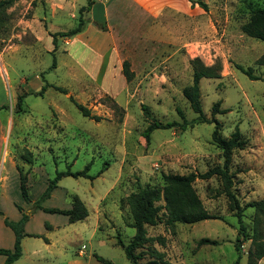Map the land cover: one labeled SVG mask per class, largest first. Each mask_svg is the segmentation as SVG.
Masks as SVG:
<instances>
[{"label": "rangeland", "instance_id": "1", "mask_svg": "<svg viewBox=\"0 0 264 264\" xmlns=\"http://www.w3.org/2000/svg\"><path fill=\"white\" fill-rule=\"evenodd\" d=\"M201 1L207 9L189 0L187 13L165 8L126 20L111 10L108 18L90 20L70 37L52 34L75 27L80 7L53 15L46 0H13L0 8V244H10L11 228L4 216L16 221L28 212L58 172L89 167L88 176H62L43 206L67 208L76 194L91 216L68 224L63 213L36 209L29 228L41 232L49 223L58 224L47 231L57 241L45 249L44 235L25 236V247L47 256L63 247L65 264H103L97 255L113 264H131L118 244L119 237L129 242L135 234L127 227L132 217L125 197L139 183L160 185L163 173L205 172L224 162L212 140L215 123H195L185 130L158 128L150 140L144 134L153 119L182 121L179 111L188 120L197 116L183 88L193 80L191 60L199 58L205 65H221L219 77L200 79L203 112L220 121L223 137L229 138L238 126L246 141L234 150L230 163L233 190L245 207L244 229L221 179L198 178L194 188L211 217L166 226L161 211L162 223L148 227L152 240L142 261L156 256V247L172 264H236L237 259V264H247L253 233L264 236V214L257 216L254 207H246L264 197V80L250 78L236 65L264 77V41L242 30L252 9L263 7L264 0ZM125 60L131 79L124 75ZM46 83L43 94H33ZM70 96L100 120L84 116ZM217 102L224 112L213 115ZM26 149L33 153L32 164L23 158ZM178 153L186 163L172 166L170 157ZM17 164L24 171L31 168L28 185L35 200L23 198ZM95 212L106 237L94 232ZM238 237L240 251L235 248ZM202 238L217 243H200ZM29 264L47 263L41 259ZM257 264H264V256Z\"/></svg>", "mask_w": 264, "mask_h": 264}, {"label": "trees", "instance_id": "2", "mask_svg": "<svg viewBox=\"0 0 264 264\" xmlns=\"http://www.w3.org/2000/svg\"><path fill=\"white\" fill-rule=\"evenodd\" d=\"M193 4L198 3L204 9H207V4L201 0L194 1L191 0ZM13 0H0V8L3 6L10 5ZM94 0H87V3L80 7L78 15V23L75 27L70 30L62 31L58 33H53L52 35H64L73 36L83 31L84 26L91 19L86 18V12L90 11ZM242 30L244 33L251 37L264 41V6L256 7L252 9L251 16L248 21L242 25ZM55 39V38H54ZM57 42V39H56ZM260 62L264 63V58L260 59ZM193 64V80L192 83L186 85L183 88V94L190 102L191 108L197 113V116L188 120L184 116L182 111H179L182 121H167L162 122L153 119L152 122L147 126L144 131L147 140H150V133L158 128H172L180 127L185 130L189 125L200 122H210L215 123L214 130L212 132V140L215 144L222 150L224 157V162L222 165H215L205 172H189L185 174L180 173H163L162 183L160 185H154L151 183H139L136 190L128 194L124 203L129 207L132 221L129 223L135 229L134 236L129 242H125L120 237L118 238V244L121 245L125 251L127 258L130 260L131 264H171L170 261L165 258V251H161L156 247L153 248V253L156 256H151L149 259L142 261L145 258L146 250H149L147 245L151 240L152 236L148 232V227L156 226L163 222L166 226H171L175 223H195L207 218L211 215L204 208L202 199L196 192L194 188V182L196 179H206L213 176H218L222 181L223 192L230 200L231 207L236 210L238 220L241 225V229H244L242 223V211L243 207L236 193L233 190L234 185V173L230 170V163L232 160L233 152L235 149H242L246 143L245 139L242 137L241 131L237 126L236 129L231 133L229 138H225L220 134V121L212 116L208 118L203 112L202 102H201V91H200V79L203 77H219L220 73L218 70L221 69L220 63L214 65H205L201 59L195 58L191 60ZM56 60L54 59L53 66H55ZM237 68L247 73L252 79H263L253 73L251 67H244L241 64L236 65ZM124 75L127 79H131L133 76V71L130 69V62L125 60L123 63ZM49 84L46 83L39 91L33 92V94H43L46 87ZM58 89L66 92L63 87H57ZM25 94H21L18 99V109L22 110L20 103L23 101ZM70 98L75 102L78 109L82 112L84 116L100 120L99 115L92 114L90 108L77 102L72 96ZM1 108V107H0ZM146 113L149 115L150 112L148 108L144 106ZM224 110L219 108V102L213 105V115L216 113H222ZM23 158L29 164L33 163V153L31 150L26 149L23 154ZM17 169L19 171L20 177V190L23 198L26 201H31V196L29 192L28 185V174L30 173V167L24 171L18 164ZM89 167L81 171H61L57 175L50 179L48 185L46 186L43 193L33 202L32 208L28 212H23L19 220L14 221L8 219L4 216L5 225L9 226L14 234L15 241L13 248L0 247V254H4L6 259L3 264H12L14 261L18 260L23 254L22 240L25 236H36L43 237L41 234H29L25 231V223L29 219L31 213L36 209H42L47 212H59L69 216L71 222L79 221L85 219L89 210L84 203V201L76 194L72 196V207L71 208H58V207H44L43 202L48 199L54 188L57 186L58 181L62 176L73 175V176H88L87 171ZM247 206H252L256 210L257 216L259 213L264 214V197L260 200L252 201L246 204ZM21 208V207H19ZM163 211L164 220L161 222L162 218L160 212ZM3 214V211H0ZM245 232V231H244ZM48 241V238L45 237ZM160 239V237H158ZM158 238L156 240H158ZM162 238V237H161ZM162 240V239H160ZM165 239L162 240L164 242ZM200 243H217L216 240L210 238H202ZM241 239L237 238L235 248L237 251L241 249ZM264 256V236L256 230L252 236L251 246L248 250L247 264H257V261ZM98 259L103 264H113L110 260L98 256ZM238 259L236 260V264Z\"/></svg>", "mask_w": 264, "mask_h": 264}, {"label": "crops", "instance_id": "3", "mask_svg": "<svg viewBox=\"0 0 264 264\" xmlns=\"http://www.w3.org/2000/svg\"><path fill=\"white\" fill-rule=\"evenodd\" d=\"M46 1L48 2L49 7H50L49 11L53 15L56 12L57 13H61V12H65V11H70L73 8L74 9H76L77 7L79 8V7H81V6H83V5H85L87 3V0H85V2L83 4L81 3L82 0L81 1L80 0H46ZM126 1H127V3H125L124 0H110V1L94 0V3L92 4V7L90 9V11H91V16H90L91 21L93 20L94 22L95 21L98 22L100 20H104V19L108 18L109 15H110V11L111 10H112L111 13L117 12V15L118 16L121 15V18L124 19V20L129 19V17L130 18L131 17L132 18H134V17L137 18V15H139V13L140 14H144V16L145 15H147V16L151 15L152 16V15H154L155 12H161L165 8H169L170 10H173L175 12L180 11V12H186V13L189 10V0H126ZM180 155H181L180 153L173 155L174 159L172 157H170L171 158L170 161H172L171 162L172 166L178 167V166L186 163L185 159H183V157L180 156ZM190 172H192V171H190ZM180 174H185V173L182 172ZM56 187H58V184H57ZM56 187L52 191V194H51L50 197H52ZM30 196H31L32 200H35L32 195H30ZM84 203L87 204L85 201H84ZM71 207H72V204H71V206H69L67 208H71ZM88 210H89V208H88ZM64 215H66V214H64ZM21 216L22 215L20 214L19 218L16 219V221L19 220L21 218ZM90 216H91V214L89 212V214H88V216L86 218H89ZM31 217H32V215H30L29 219L25 223V231L27 233H29V234L35 233V234H41V235L46 236L48 238V241L46 243H43L44 244V248L45 249L54 248V243L57 240H54L52 237H49L47 231L51 230V229H54L56 227H59V225L58 224L49 223L48 226H46V230L47 231L44 230V231H41V232H35L34 230H31L29 228L30 222H31V219H32ZM66 218H67V223L68 224L69 223H74V222H71L69 220V216L68 215H66ZM94 218H95L94 232L95 233L101 232L102 230H101L100 224H99V220H100L99 212H95L94 213ZM79 221H81V220H79ZM127 227H132V226H130L128 224ZM7 230L11 234V235H9L10 236V238H9L10 244L9 243H5L4 245L0 244V247L13 248L14 241H15V234H14L12 229H7ZM104 234H105V237H106V233H104ZM133 236H131V238ZM105 237L101 236L100 241L104 242V240H102V239H106ZM22 247H23L22 256L18 260L14 261L12 264H20V263L22 264L26 259H28L26 264H29L30 262L31 263H36V261L41 260V259L45 260L47 264H65V249L63 250V247H62V249H59V247H56L57 250H55V251L52 250L50 256H47V255H44V254L39 255V250L36 249V248L32 249L31 251L27 250V248L25 247V244H24V240H22ZM161 251H164V250H161ZM79 255L80 256L84 255V251H83L82 248L79 250ZM96 257L98 258V255ZM100 257H102V256H100ZM0 258H1L0 259V264H3L5 259H6V256L4 254H0ZM167 260L170 261V263H171V260L169 258H167ZM71 264H76V261H71Z\"/></svg>", "mask_w": 264, "mask_h": 264}, {"label": "bare ground", "instance_id": "4", "mask_svg": "<svg viewBox=\"0 0 264 264\" xmlns=\"http://www.w3.org/2000/svg\"><path fill=\"white\" fill-rule=\"evenodd\" d=\"M4 74V73H3Z\"/></svg>", "mask_w": 264, "mask_h": 264}]
</instances>
